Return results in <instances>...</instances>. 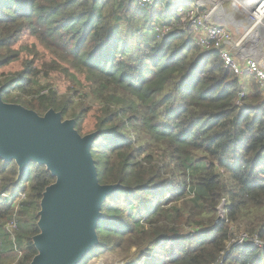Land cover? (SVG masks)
<instances>
[{"label": "trees", "instance_id": "trees-1", "mask_svg": "<svg viewBox=\"0 0 264 264\" xmlns=\"http://www.w3.org/2000/svg\"><path fill=\"white\" fill-rule=\"evenodd\" d=\"M161 24L173 27L164 39ZM26 33L54 62L38 65L36 54L0 88L11 83L40 116L53 109L75 120L81 136L97 133L99 183L120 186L102 205L100 245L83 264L105 242L135 250L127 264H264L251 241L228 248L242 234L264 240V97L255 80L242 82L218 52L200 49L166 0H0V70L19 59ZM59 70L70 81L64 94L39 81ZM92 112L96 123L86 126ZM18 177L14 162L0 160V264H31L41 200L55 183L34 163Z\"/></svg>", "mask_w": 264, "mask_h": 264}, {"label": "water", "instance_id": "water-1", "mask_svg": "<svg viewBox=\"0 0 264 264\" xmlns=\"http://www.w3.org/2000/svg\"><path fill=\"white\" fill-rule=\"evenodd\" d=\"M0 88V160L14 162L18 181L30 164L44 166L55 183L44 192L38 214L37 255L31 264H80L100 245L102 205L120 189L99 183L91 149L97 133L81 136L75 120L53 109L40 116L21 105L6 104Z\"/></svg>", "mask_w": 264, "mask_h": 264}, {"label": "built area", "instance_id": "built-area-1", "mask_svg": "<svg viewBox=\"0 0 264 264\" xmlns=\"http://www.w3.org/2000/svg\"><path fill=\"white\" fill-rule=\"evenodd\" d=\"M142 7L153 4L157 0H137ZM181 17V25L187 27L194 35L196 45L205 51L218 52L226 70L231 71L238 78L245 74L254 76L257 83L264 89V53L260 58L247 57L242 59L240 54L236 52L239 49V44L235 42L234 35L231 31L221 25L210 24L207 21L205 13L201 12L202 6L205 5L203 0L197 4L188 6L183 2H172L166 0ZM204 3V4H203ZM264 16V2L254 8L249 16L250 20L257 25L260 19ZM172 26L161 24L155 28V33L158 39L166 38L172 30ZM245 99V93L239 95V104L243 106L242 101ZM21 200H25L26 196L22 195ZM220 216L224 217L226 213V202L223 201L219 208ZM16 219V214L14 215ZM7 230L13 233L17 230L15 220L7 225ZM246 241H251L254 248L264 249V240L255 236L251 238L248 234H242L237 239L229 243L228 248L242 246ZM219 264H224L220 262Z\"/></svg>", "mask_w": 264, "mask_h": 264}, {"label": "rangeland", "instance_id": "rangeland-1", "mask_svg": "<svg viewBox=\"0 0 264 264\" xmlns=\"http://www.w3.org/2000/svg\"><path fill=\"white\" fill-rule=\"evenodd\" d=\"M209 2V0H208ZM250 24V23H249ZM16 50L19 51L20 57L17 61L11 63L9 66L0 70V80L9 78L18 74L23 70L24 62L31 61L34 59L35 55H39L38 57V65L39 64H51L54 62L53 57L45 52L41 46L38 44L35 38L30 36L28 33L24 34L18 45L15 47ZM238 50H236L237 52ZM252 54L256 57L261 56L264 53V50H253ZM251 54V53H249ZM240 54V56H242ZM40 83L42 84H53L55 90H57L60 94L66 93L67 88L70 87V81L67 80V76L59 70V74L53 73V77L51 76L47 80L41 74L40 75ZM2 100L6 104H15L21 105L24 103L16 93L13 91V85L11 83L6 84L4 91L2 92ZM95 112H92L90 116L86 120V126L93 125L96 123ZM105 246L109 247L107 250H103L101 255L92 259L88 264H127V262L133 257L135 254V250L132 251L131 254H123L120 250H115L113 245H109L105 242ZM80 264H83L80 263Z\"/></svg>", "mask_w": 264, "mask_h": 264}, {"label": "crops", "instance_id": "crops-1", "mask_svg": "<svg viewBox=\"0 0 264 264\" xmlns=\"http://www.w3.org/2000/svg\"><path fill=\"white\" fill-rule=\"evenodd\" d=\"M175 1H182L183 4L191 6L197 4V2L201 0ZM203 1L205 2V5L202 6L201 12L206 14L207 21H209L210 24L225 26L231 31V33L234 35L235 42L240 45L237 52L239 54L243 53V55L240 57L242 59L247 57L260 58V56L256 57L252 54V49L264 50V37L261 41L262 46L259 48L258 45V34H260L262 31L261 27L263 26L264 21H261L260 23L255 25L250 20L249 16L251 15L252 10L258 7L264 0H209V2L208 0ZM243 21H247V23H244L243 25ZM247 77L255 80V82L257 83L256 78L250 74H245L243 77H239V79L244 82ZM257 85L260 87L258 83ZM260 89L264 97V89L261 87Z\"/></svg>", "mask_w": 264, "mask_h": 264}, {"label": "bare ground", "instance_id": "bare-ground-1", "mask_svg": "<svg viewBox=\"0 0 264 264\" xmlns=\"http://www.w3.org/2000/svg\"><path fill=\"white\" fill-rule=\"evenodd\" d=\"M262 2V1H261ZM264 2V1H263ZM261 21H264V16L260 19V22ZM244 23H247V21H243L242 22V24L244 25ZM260 25V24H259ZM247 27V26H246ZM261 33L260 34H258V45H259V48L262 46V38L264 37V24H263V26L261 27ZM246 33V32H245ZM253 33V32H252ZM246 36V35H245ZM260 36V37H259ZM247 38V37H246Z\"/></svg>", "mask_w": 264, "mask_h": 264}]
</instances>
